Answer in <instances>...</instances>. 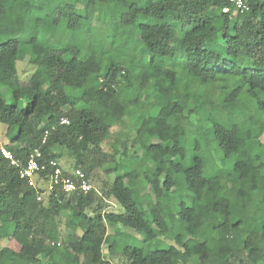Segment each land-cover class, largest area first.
I'll list each match as a JSON object with an SVG mask.
<instances>
[{
    "label": "trees",
    "instance_id": "obj_1",
    "mask_svg": "<svg viewBox=\"0 0 264 264\" xmlns=\"http://www.w3.org/2000/svg\"><path fill=\"white\" fill-rule=\"evenodd\" d=\"M247 1L241 14L229 0H0L5 147L110 177L41 201L0 154V245H18L0 247V264H264V143L257 126L243 136L264 125L252 96L264 100V0ZM92 40L108 47L96 55ZM25 61L35 70L21 80ZM123 123L132 134L104 151ZM127 230L172 244L122 246Z\"/></svg>",
    "mask_w": 264,
    "mask_h": 264
},
{
    "label": "rangeland",
    "instance_id": "obj_2",
    "mask_svg": "<svg viewBox=\"0 0 264 264\" xmlns=\"http://www.w3.org/2000/svg\"><path fill=\"white\" fill-rule=\"evenodd\" d=\"M44 29H46V27H44ZM79 42L81 44H84V41L82 39H79ZM91 43L92 46H95V50L93 51L94 54L97 55V50L98 47L97 45H103L104 47H108V43L104 42L101 40V42H99V40H92V42H89ZM88 43V45H89ZM89 45V50L92 49ZM93 50V49H92ZM130 52V51H129ZM89 51L86 49V50H83L82 51V54L80 56V58H82L83 56L85 57L86 54H88ZM129 54H133V52L129 53ZM127 55V54H126ZM27 57H29V55H26ZM87 56V55H86ZM79 61V60H78ZM17 67H18V72H19V77L21 80H27V78L34 72L35 70V66H32L31 64H28L26 61L25 62H19L17 63ZM82 71L86 72V69L84 66H82L81 68ZM197 74V73H195ZM204 85H207V83L205 82ZM252 96L256 97L258 99V103L261 107L264 108V100L262 98H260L257 93L253 92L252 93ZM5 99L7 101L8 104H11L13 102V99L11 98V96H5ZM195 102L198 103V104H201V105H207L211 111H212V114L214 113V107H213V103L210 102V101H207V102H204L203 100L199 99V98H195ZM150 104H148L150 106V109H148L147 112H144L143 115H151L154 113V109H155V100L152 102L150 101L149 102ZM253 126H257L260 128L261 130V133H262V136H261V140L262 142L264 143V125L261 124V123H257L256 121L254 120H251L248 122L247 124V128L243 130V136L248 139L250 137V129L253 127ZM0 128H2L0 130V138H2L4 141H6L5 143H9L8 141V138L6 137V126L1 124L0 123ZM112 133L113 135H111L110 137H108V139L106 140L105 143H103L102 147L104 149V151L106 152H113V146L115 145V142H116V139H117V135L116 134H119L120 137L126 139L129 135V134H132L130 130H128V126H127V123H123L119 128H113L112 130ZM200 141L201 142H204L203 141V138H200ZM140 140H136V144H135V149L137 150V152L140 154V155H143L144 154V151L142 150L141 148V145H140ZM132 141L129 140L128 142V147L131 148L132 146ZM3 145H6L4 144L3 142ZM205 152L203 151L202 154H204ZM196 154L194 148L192 146H188V165L190 166L193 162V159H194V155ZM210 161V160H209ZM58 162L62 165V166H71L74 164L73 160L70 159L68 156H65V157H62L58 160ZM212 162V161H210ZM214 162V161H213ZM214 164V163H212ZM211 167V165H210ZM214 167V166H213ZM232 163H229L228 164V167L226 168L227 170H230L232 169ZM69 169H72V168H69ZM211 169V168H210ZM218 170V167H215L214 169H211V171H217ZM210 171V172H211ZM97 175H98V178L96 179L97 182L99 183H95V185L98 187V186H101L100 183L108 180L110 177L106 174V172L103 170V169H99L97 171ZM178 190L180 191V193H182V190H185V186L184 185H180L178 187ZM176 191V190H175ZM177 193V191H176ZM110 205L112 206L113 209H116L118 210L119 207L115 204V203H110ZM62 228L64 229V225L62 226ZM110 234L113 235L114 232L113 231H110ZM123 235V234H122ZM124 241H123V244L122 246L124 245H132V246H135V247H139V248H142L144 251H148V250H151V251H154L158 248L160 249H165L167 248L168 246H170L172 243L166 239H163V238H160L158 241H154L152 243H148V244H144L143 243V237L142 235L132 231V230H127L124 232ZM116 240V238H114ZM118 241V239H117ZM107 246V244H106ZM0 247L2 248H8L9 249H12V250H17L18 249V245L12 241H8V240H3ZM11 251V250H10ZM105 254H107V250L105 249Z\"/></svg>",
    "mask_w": 264,
    "mask_h": 264
},
{
    "label": "built area",
    "instance_id": "obj_3",
    "mask_svg": "<svg viewBox=\"0 0 264 264\" xmlns=\"http://www.w3.org/2000/svg\"><path fill=\"white\" fill-rule=\"evenodd\" d=\"M236 12L244 14L250 10L247 0H229ZM228 9L224 10L227 13ZM102 83V81H101ZM61 124H69L67 119H62ZM48 132L45 133L43 143H46ZM0 154L10 164L19 169V175L29 187L40 189L38 199L43 200L46 195L54 192L66 194L83 193L89 194L93 191L99 192V188L91 181L87 174L81 169L65 171L57 160L44 159L40 148L34 149L26 159L19 158L0 144ZM42 189V190H41Z\"/></svg>",
    "mask_w": 264,
    "mask_h": 264
},
{
    "label": "crops",
    "instance_id": "obj_4",
    "mask_svg": "<svg viewBox=\"0 0 264 264\" xmlns=\"http://www.w3.org/2000/svg\"><path fill=\"white\" fill-rule=\"evenodd\" d=\"M2 128H0V130H1ZM3 142H4V144H7V143H5L6 141H4L2 138H0V144H2L3 145ZM5 146V145H4Z\"/></svg>",
    "mask_w": 264,
    "mask_h": 264
}]
</instances>
